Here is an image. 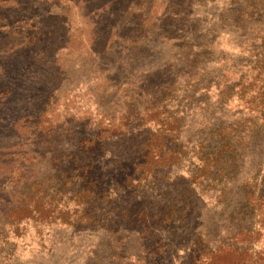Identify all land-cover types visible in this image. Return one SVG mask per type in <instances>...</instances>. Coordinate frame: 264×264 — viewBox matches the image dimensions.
<instances>
[{
    "label": "trees",
    "instance_id": "trees-1",
    "mask_svg": "<svg viewBox=\"0 0 264 264\" xmlns=\"http://www.w3.org/2000/svg\"><path fill=\"white\" fill-rule=\"evenodd\" d=\"M39 1L30 0L36 12ZM79 1L83 3L76 8L83 15L88 11L84 2L89 0ZM103 1L113 9V0ZM197 1H177L166 12L165 22H171L178 32L171 40L178 48L180 67L163 98L160 82L154 84L149 76L118 81L117 75H110L113 68L104 70L100 65L102 49L91 54L82 66L89 63L84 66L88 71L98 69L96 79L103 90L113 95L123 92L122 110L101 112L98 121L71 117L58 124L51 117L56 97L64 87L58 83L50 86L43 104L29 102L27 113L23 107L19 117L12 116L10 125L4 122L6 126H0V264H16L17 242L32 231L39 239L41 249L37 252L41 255L43 234L51 229L102 236L104 244L92 252L101 254L75 264H162L171 248L162 235L187 219L195 203L205 199L206 206L215 209L224 204L218 216L224 225L219 227L220 232L206 228L189 242L179 244V264H264L262 169L259 179L248 178L237 187L239 201L232 202V208L231 202L227 203L248 157L257 158L259 166L264 163V0H243L239 8L219 15L223 28L229 27V37L235 36L239 55L235 58L224 53L230 63L226 62L216 76H212L210 66L220 59L213 57L217 46L208 38L209 31L193 25ZM142 7L137 6L135 12L124 6L113 10L119 15V25L110 31L111 37L126 41L124 44L134 51H139L144 34L154 28ZM60 16L57 14V18ZM50 20L40 21L43 30L30 38L32 49L43 46L35 54V62L41 52L47 53L44 60L50 62L51 70L34 72L35 85L43 80L52 82L59 74L67 80V72L58 74V68L52 67L58 60L55 53L67 43L61 40L67 29L57 27L62 35H55L56 26ZM125 23L134 27L137 36L121 34ZM69 63L73 68L74 62ZM4 64L0 63L1 72ZM22 65L25 69L20 76L10 73L15 76L12 81L22 80L35 67L33 63ZM71 85L66 84L63 90L70 92ZM212 89L216 91L212 93L214 101L209 99ZM131 91L139 99L145 93L148 102L138 103ZM178 91L182 92L181 101L173 108L171 102L177 101ZM234 99L245 117L232 121L221 118V110ZM195 113H208L209 117L199 115L203 119L198 126L199 137L190 147L182 143L181 136L191 128L187 120ZM2 115L0 110V120L6 117ZM71 137H75L74 146L65 141ZM61 140L72 153L61 150ZM112 148L114 151L109 150ZM188 152L192 153L190 158ZM176 171L184 173L174 181L170 176ZM159 182L167 184L166 193L157 198L148 195ZM79 232L74 233L76 237ZM51 255L49 251L44 256Z\"/></svg>",
    "mask_w": 264,
    "mask_h": 264
},
{
    "label": "rangeland",
    "instance_id": "rangeland-1",
    "mask_svg": "<svg viewBox=\"0 0 264 264\" xmlns=\"http://www.w3.org/2000/svg\"><path fill=\"white\" fill-rule=\"evenodd\" d=\"M177 1L180 0H113L114 7L112 9L108 4L103 3V0H89V2H84L85 4L83 5V7H88V11L83 12L84 14L82 15V12L76 8V6L83 3L79 0H40L38 4L41 6L38 12L35 11L34 6H31L30 0H4V2L0 0V63H5L2 67L4 72H1L0 69V93L2 92L0 94V110L3 112L2 116H6L0 120V126L5 127L6 124L10 125L12 116H15V118L19 117V110L23 107H25L24 111L27 113L30 110L27 106L29 102L36 101L39 104H43L45 101L42 99L46 97L50 86L58 83L64 85V87L60 88L61 91L56 97L58 102L52 110L53 114H51L54 120H58V124H63L67 120L69 121V119L71 120V117L75 119L78 117L81 120H88V122L98 121L101 112L122 110V103L124 102V99H122L123 92L119 91L113 95L111 91L103 90L100 82L96 79V70L98 69H89L90 71H88L84 66L89 65V63H85L82 66L84 64L82 62H89L91 54L98 53L102 49L100 51L103 52L100 55L102 60L100 65L104 70L113 68L110 75H117L118 81L126 79H133L135 81L136 79L149 76L154 84H159L160 82V98H163L164 91L169 88L171 79L173 80V73L177 72L180 67L177 54L178 48L176 47V43L171 40L176 35L175 33L178 34V32L175 31V27L171 26V22H165V15L168 13V9L174 6ZM197 2H199L196 4L198 8H195L193 11V14L196 15V22L193 25L194 28L199 25L200 29L204 28L206 31H209L210 35L208 38L210 40L213 39L217 46L213 57L215 56L216 61L219 57L220 59L217 63L215 62V65L210 66V71L213 73L212 76H216L227 63H230L229 60L225 59L224 53L230 54L235 58L239 55V49L233 42L235 36L229 37V27L223 28V19L219 15L224 13L225 10L228 11L237 6L239 8V6L243 5V0H206L205 2L204 0H198ZM7 4L11 5V7H3ZM16 4L20 7L16 8ZM141 5H143L142 8L147 13V17L151 21L150 24L154 28L152 27L153 29L144 34L142 44L138 47L139 51H134L130 48L131 46L124 44L126 41H117L111 37L110 31H112L114 26L119 25V15H115L116 11L113 10H121L124 6L128 10L132 9L135 12L137 6ZM43 9L46 12H43ZM57 14H61L62 16L57 18ZM117 15L118 17H116ZM42 20H50L52 24H55L56 29L54 32H56L55 35L57 36L62 35V31L57 27L67 29L65 36L61 39L62 43L63 41L67 43L65 45L62 44L55 53L58 60L54 62L53 65L55 66H52L55 67L54 69L58 68V74L62 73L64 75V72H67L66 81H64L65 76L62 77L61 74L52 82L43 80L36 85V82L32 79L34 72L38 71V69H48L50 64L49 61L46 62L44 60L47 53L42 55V52L40 53L38 62H35L34 56L43 46L39 45V47L32 49L33 45H31L33 43L32 39H30L33 37L32 34L43 30L44 26L40 22ZM123 27L124 30L121 33L123 36L125 34L128 37L137 36L135 35L134 27L126 23ZM188 29L190 31L193 30L191 28ZM21 44L24 46L23 48ZM221 57H224V60H221ZM69 62H74L73 68ZM23 63L26 66L33 63L35 67H33L32 72L24 74L25 77L22 80L16 78L15 81H12L11 79L15 78V76L10 75V73L19 74L20 76L21 71L25 69V65L24 67L22 65ZM44 75L46 74L41 73L40 76L44 77ZM3 80L5 81L3 82ZM71 82V87L69 89L68 86L66 87L70 92L63 90L65 89V85ZM117 85L122 86V84ZM109 86L107 84V87ZM127 86L131 87L130 85ZM6 91H9V93L7 94ZM130 93L133 94L136 101H140L138 103L148 102L144 96L145 93L141 94L140 99L132 91ZM212 93L216 94V91L212 89L211 94L209 93V99L214 101L216 97ZM176 95L177 101L171 102L173 108H175L177 102L181 101L182 92L178 91ZM101 97L104 99H101ZM113 98L114 101H111ZM104 100L106 101L104 102ZM239 105L240 103L236 102L235 99L229 102L221 110L223 115L221 118H227L231 121L236 118H244L245 114L243 116L240 113L241 108ZM199 115H203L205 118L209 117L208 113H195V115L191 114L189 116L187 121L188 125H191V128L189 127L190 129L184 131L181 136V141L184 145L191 147L199 137L197 131L202 125L201 121L203 120ZM214 118L217 120L220 117L214 116ZM74 138H67L65 141L74 146L72 142ZM65 141H63L62 147H60L61 150L72 153V149L69 150L67 145H64L66 144ZM109 150L114 151V148ZM191 156L192 153L188 152V157L190 158ZM107 160L108 158L104 160V163H107ZM260 168L264 175V163L262 166H259L257 158L254 159V156L248 157L247 163L244 164L242 171L233 182L236 190L231 192L230 197L227 199V203L228 201L231 202V208L234 206L232 202L239 201V196L236 195L238 191L237 187L248 178L258 177ZM182 173L184 171H176L170 177L176 181L175 177ZM166 186L167 184L159 182L154 189L150 190L148 195L157 198L160 194L166 193ZM175 192V190L172 191V193ZM206 203V199L200 202L197 201L195 209L187 219L177 222L176 227L174 226L175 229L173 228L162 235L165 243L171 245L166 256L168 258L166 261L162 259V264L181 263L182 261L179 259L181 252H177L179 250L177 247L181 243L185 244L189 242L194 234L202 232L206 228V231L220 232L219 229L223 227L224 223L219 220L218 216L221 215V208L224 204L215 209L206 206ZM75 232L79 231L70 229L53 231L51 229L48 230L49 234L45 231L43 234L44 250L39 255L37 252L41 249L38 243L39 239L34 236L32 231L17 242L16 264L84 263L87 259H94L101 254L98 252L92 253L93 251H98L102 247V244H104L100 234L96 235L93 233L90 235V232L87 231L82 234L79 232L78 237H76ZM49 251L52 254V258L44 256Z\"/></svg>",
    "mask_w": 264,
    "mask_h": 264
}]
</instances>
